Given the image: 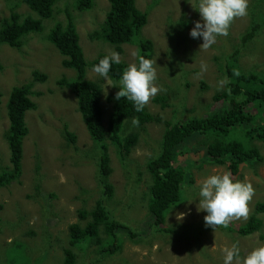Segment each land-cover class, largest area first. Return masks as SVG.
Wrapping results in <instances>:
<instances>
[{"label":"rangeland","instance_id":"obj_1","mask_svg":"<svg viewBox=\"0 0 264 264\" xmlns=\"http://www.w3.org/2000/svg\"><path fill=\"white\" fill-rule=\"evenodd\" d=\"M92 2L91 9L79 12L74 8L75 0H56L52 17L43 20L41 32L27 35L18 49L0 46L3 66L0 71V170L11 167L4 136L9 128L6 104L12 88L31 82L30 99L36 104L34 110L25 113L28 133L23 140L20 177L0 187V264H62L69 226L78 222L85 226L87 222L78 219V211L91 210L102 197V188L97 182V163L102 150L86 130L76 97L59 84L61 79H73L75 72L62 66V55L46 39L54 24L66 22L69 12L87 62L101 53L116 52L114 46L91 38L110 7L109 0ZM136 5L148 16L141 36L153 44L156 83L162 89L156 96L164 98L162 103L153 101L156 96L150 99L145 107L151 114L173 122L207 116L225 108L228 101H214V96L232 82L228 69L255 75L257 80L243 84V90L264 88V26L252 42L240 48L235 61L229 58L240 47L252 16L264 21V0H248L247 15L235 18L228 35L217 37V42L208 49L201 48L202 38L190 37L195 22L201 19L198 0H136ZM12 9L22 18L37 17L21 0H0V25ZM135 42L121 46V62L127 66L137 62V56L133 55L138 53ZM201 64L207 65V71L202 74ZM34 71L47 78L34 80ZM85 77L102 83L101 107L106 126L113 103L118 101L119 85L110 79L106 81L89 68ZM223 78L229 83L218 91L217 82ZM246 111L254 121L232 129L228 139L246 148L256 147L263 155L264 144L248 139L246 133L264 128V106L255 99ZM64 126L76 136L73 144L65 137ZM163 132L162 124H146L125 161L105 141L112 168L109 181L114 188L113 198L106 207L135 236L130 238L129 230L118 232L122 243L120 252L98 263L94 262L96 245L81 243L73 249L74 264H223V249L234 242H239L242 257L264 245V213L258 216L263 222L261 231L246 237L235 232L253 213L255 204L264 201V160L242 164L239 172L232 174L234 181L250 183L254 189L247 218H233L226 227H217L215 231L205 225L207 213L197 209L200 184L209 175L230 172L228 164L216 165L204 156V148L213 140L208 135L178 147L174 165L180 166L186 175L181 186L183 200L168 211L160 227L167 231L159 232L155 228L147 210L150 177L145 164L147 158L158 153ZM181 212L188 214L183 221H178L176 215Z\"/></svg>","mask_w":264,"mask_h":264},{"label":"trees","instance_id":"obj_2","mask_svg":"<svg viewBox=\"0 0 264 264\" xmlns=\"http://www.w3.org/2000/svg\"><path fill=\"white\" fill-rule=\"evenodd\" d=\"M21 1L37 17L22 18L12 9L9 17L3 18L1 21L0 46L8 45L18 49L22 46L27 35L41 32L43 20L52 17L56 0ZM92 4V0H75L74 8L83 12L91 9ZM109 4L110 7L103 23L93 32L91 38L114 46L119 54L122 53V45L136 41L138 55L153 59L152 42L141 36L142 29L148 21L147 13L138 9L136 0H109ZM262 26H264V21L260 22L252 16L247 32L241 37L240 47L232 52L229 56L230 60H236L240 48L248 42H252ZM46 39L62 55V66L75 72L73 79L69 81L61 79L59 84L70 89L76 97L77 110L86 130L91 140L102 150L97 163V182L102 188V197L96 201L91 210L81 209L78 211V219L87 222L85 226L82 227L80 222L69 226L68 247L63 248L62 264H74L76 255L73 249L81 243L92 242L96 245L97 259L94 262L98 263L101 259L105 260L120 252L122 243L118 238V232L129 230L127 234L130 238L135 236L131 229L116 220L106 207V203L113 198L114 193L113 185L109 181L112 168L106 151V140L115 147L121 160L125 161L137 145L139 132L145 130L146 124L157 123L164 126L158 153L147 158L145 164L150 177L147 210L153 225L159 232L167 231L160 227L164 224L168 211L183 200L181 186L186 175L180 166L174 165L179 152L178 147L186 145L198 136L208 135V139L213 138V140L204 148V156L213 164H228V169L233 175L239 172L242 164H253L264 160V152L261 155L258 148H246L241 143L228 139L232 129L249 125L254 121V117L246 111V107L253 100L259 99L264 106V88L255 91L241 88L243 84L255 82L257 80L255 75L240 73L235 70L233 72L228 69L232 82L227 85L223 92L214 96V101L226 100L228 105L225 108L215 110L210 115L173 122L165 121L151 114L146 107L142 112H136L131 101L120 98L113 103L112 112L105 126L101 107L102 83L87 80L85 74L87 68L92 69L107 54L101 53L90 62L86 61L69 12L66 14V22L54 24ZM126 67L127 65L123 62L113 64L109 79L114 84L119 85L121 74ZM2 68L0 63V71ZM32 76L37 81H44L47 78L44 74L36 71L32 73ZM32 86L33 84L28 82L13 87L7 100L9 128L4 137L9 150L11 167L0 170V187L17 181L21 174L23 140L28 133L25 113L36 108V104L30 99ZM1 97L0 93V104ZM108 101L112 102V98H108ZM153 101L162 103L164 98L156 96ZM133 118L139 120L138 126L132 124ZM135 127L138 130L135 131ZM63 133L70 143L75 142L76 136L66 126H64ZM246 137L250 140L257 139L264 144V128L252 129L246 133ZM262 213H264V201L255 204L254 211L245 224L239 226L235 231L238 236L246 237L261 231L263 222L258 216ZM218 227L224 228V226ZM225 229L233 230L231 228ZM104 238H107V241Z\"/></svg>","mask_w":264,"mask_h":264},{"label":"clouds","instance_id":"obj_3","mask_svg":"<svg viewBox=\"0 0 264 264\" xmlns=\"http://www.w3.org/2000/svg\"><path fill=\"white\" fill-rule=\"evenodd\" d=\"M247 9L248 0H198L201 19L195 22L190 37L202 38L201 48H211L217 42V37L228 35V29L235 18L247 15ZM133 55L137 56V62L129 64L122 72L116 99L125 98L131 101L135 111L139 113L162 89L156 83V60L139 56L138 53ZM120 63V54L112 51L94 65L92 71L107 81L112 65ZM200 70L201 74L206 72L207 65L201 64ZM228 83L227 78L219 80L217 90H223ZM132 124L138 126L139 120L133 118ZM253 195L252 185L243 181H234L231 172L212 174L200 184L197 209L207 213L204 217L205 225L215 231L218 226L226 227L233 218L246 219L249 214L248 204ZM187 214L177 213L176 219L183 221ZM223 253V264H264V245L242 257L237 241L231 247L223 249Z\"/></svg>","mask_w":264,"mask_h":264}]
</instances>
